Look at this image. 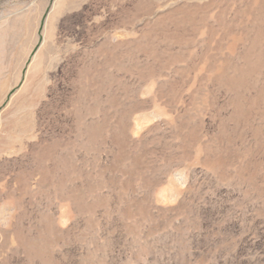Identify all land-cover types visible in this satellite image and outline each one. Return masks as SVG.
I'll return each instance as SVG.
<instances>
[{
    "label": "rangeland",
    "instance_id": "obj_1",
    "mask_svg": "<svg viewBox=\"0 0 264 264\" xmlns=\"http://www.w3.org/2000/svg\"><path fill=\"white\" fill-rule=\"evenodd\" d=\"M0 264H264V0H0Z\"/></svg>",
    "mask_w": 264,
    "mask_h": 264
}]
</instances>
